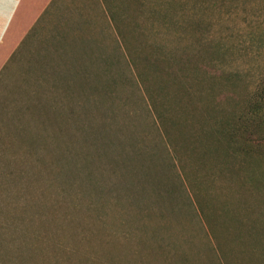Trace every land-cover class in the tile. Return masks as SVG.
<instances>
[{
  "label": "rangeland",
  "instance_id": "rangeland-1",
  "mask_svg": "<svg viewBox=\"0 0 264 264\" xmlns=\"http://www.w3.org/2000/svg\"><path fill=\"white\" fill-rule=\"evenodd\" d=\"M263 72L264 0H51L0 69V264H264Z\"/></svg>",
  "mask_w": 264,
  "mask_h": 264
},
{
  "label": "crops",
  "instance_id": "crops-1",
  "mask_svg": "<svg viewBox=\"0 0 264 264\" xmlns=\"http://www.w3.org/2000/svg\"><path fill=\"white\" fill-rule=\"evenodd\" d=\"M51 0H0V69Z\"/></svg>",
  "mask_w": 264,
  "mask_h": 264
},
{
  "label": "trees",
  "instance_id": "trees-1",
  "mask_svg": "<svg viewBox=\"0 0 264 264\" xmlns=\"http://www.w3.org/2000/svg\"><path fill=\"white\" fill-rule=\"evenodd\" d=\"M261 78H264V72ZM264 79H259L250 90L244 102V154L253 147L264 148L258 133L264 132ZM264 151V149L262 150Z\"/></svg>",
  "mask_w": 264,
  "mask_h": 264
}]
</instances>
